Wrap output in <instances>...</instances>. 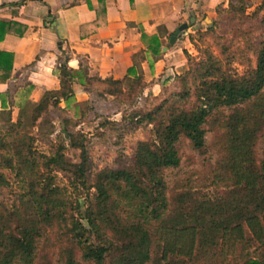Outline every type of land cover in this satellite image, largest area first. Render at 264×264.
Listing matches in <instances>:
<instances>
[{"label":"trees","instance_id":"16d2710c","mask_svg":"<svg viewBox=\"0 0 264 264\" xmlns=\"http://www.w3.org/2000/svg\"><path fill=\"white\" fill-rule=\"evenodd\" d=\"M224 21L248 25L240 36L254 66L236 75L230 64L240 49L219 36L214 56L190 37L201 58L184 52L187 70L174 77L175 92L151 110L127 116L151 126L153 139L139 141L118 169L92 172L86 136L68 129L46 152L39 150L51 109L69 103L73 85L81 84L67 65L58 67L59 88L21 103L16 118L12 110H0V197L8 192L14 198L0 201V264H195L215 252L231 257L226 264H264V152L255 158V144L264 139V0H230L199 38L216 34ZM12 26L0 20V39ZM150 41L158 55V39ZM12 59L0 52V81L7 80ZM83 84L99 97H135L144 89L140 77H86ZM213 121L223 128L233 185L215 197L182 191L169 198L165 172L179 167L178 144L204 153ZM68 150L79 152L77 161ZM59 174L71 192L58 183ZM52 242L58 244L55 263L46 251Z\"/></svg>","mask_w":264,"mask_h":264},{"label":"crops","instance_id":"0c3cea01","mask_svg":"<svg viewBox=\"0 0 264 264\" xmlns=\"http://www.w3.org/2000/svg\"><path fill=\"white\" fill-rule=\"evenodd\" d=\"M229 2L0 0V20L13 24L12 32L0 39V52L13 58L7 80L0 81V110H12L14 115L19 104L37 102L45 91L58 89L61 64L80 79L81 84L73 85L74 97L78 87L89 90L83 84L86 77H140L156 94L187 70L184 51L191 53L193 47L191 28L210 26L217 8H226ZM183 24L189 25L187 32L170 44ZM151 38L161 45L158 55L149 50ZM3 75L0 70V79Z\"/></svg>","mask_w":264,"mask_h":264},{"label":"rangeland","instance_id":"374dc122","mask_svg":"<svg viewBox=\"0 0 264 264\" xmlns=\"http://www.w3.org/2000/svg\"><path fill=\"white\" fill-rule=\"evenodd\" d=\"M208 27L209 25L202 23L193 29L191 28L189 37L195 40L197 48L201 50L207 48L214 56H218L214 41L217 40V37L224 36L229 44L240 49L234 61L230 64L232 72L236 75H242L254 66V54L246 49L244 38L240 36V33L247 32L249 29L247 24L235 25L224 21L216 34L200 39V33L205 32ZM238 29L243 30L239 32ZM182 33H185V31ZM254 35L252 37H255ZM190 51L191 53L186 50L184 52L195 59L201 58V53L194 46L190 48ZM125 87L128 90V86L124 85ZM77 90L76 97L71 99L69 103L61 102L60 109H51L47 116L51 127L46 126L41 130L45 137L37 144L40 151L46 152L49 143L55 141L56 137L65 129L83 133L88 140L85 149L91 163V171L96 172L105 168L118 169L122 167L132 158L135 146L139 141L153 139L151 126L145 124L135 125L128 120L127 116L134 110H151L160 101L169 98L175 92L176 86L174 83H165L161 91L154 94L149 92V84H144L143 93L135 95V97L134 94L129 93L118 98L99 97L94 91L86 90L83 87H78ZM222 112L224 114L229 113L228 110ZM16 114L17 111H14L12 118H16ZM101 124H104V126H101ZM209 129L210 131L205 136V149L202 154L192 150L185 141L178 144L179 167L165 172L169 198L182 191L215 197L216 194L229 190L233 185L231 168L227 167L229 160L222 137L223 128L221 123L213 121V125L211 124ZM263 152L264 139L260 137L255 144V158L257 161L261 160ZM66 155L73 162L79 158V152L74 150H68ZM58 183L68 186L67 181L60 174L58 175ZM68 191H72L69 186ZM8 199H10V204L14 201V198L8 196V192H4L0 197V201L6 202ZM83 199L81 198V201ZM57 248L58 244H54V242L46 248L47 258L53 263L56 262ZM255 248L256 246H251L248 253L253 254ZM215 253L214 255L213 253L208 254L195 264H226L232 260L229 256L219 257Z\"/></svg>","mask_w":264,"mask_h":264},{"label":"water","instance_id":"95a60500","mask_svg":"<svg viewBox=\"0 0 264 264\" xmlns=\"http://www.w3.org/2000/svg\"><path fill=\"white\" fill-rule=\"evenodd\" d=\"M189 25L188 24H183L181 25L174 33V35L170 38L169 43L174 44L175 41L177 40V37L184 31L188 29Z\"/></svg>","mask_w":264,"mask_h":264}]
</instances>
